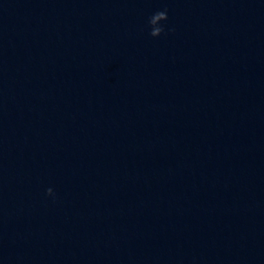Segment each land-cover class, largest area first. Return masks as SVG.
<instances>
[{"label": "clouds", "instance_id": "9594fccd", "mask_svg": "<svg viewBox=\"0 0 264 264\" xmlns=\"http://www.w3.org/2000/svg\"><path fill=\"white\" fill-rule=\"evenodd\" d=\"M168 21V10H158L154 12L147 19V28L149 29V35L153 38L160 37L161 35L167 34L169 31L174 29L168 28L166 22ZM46 196L55 199V193L52 188L46 190Z\"/></svg>", "mask_w": 264, "mask_h": 264}]
</instances>
